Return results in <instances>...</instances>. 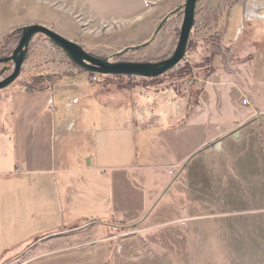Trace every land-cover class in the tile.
<instances>
[{"label": "rangeland", "instance_id": "1", "mask_svg": "<svg viewBox=\"0 0 264 264\" xmlns=\"http://www.w3.org/2000/svg\"><path fill=\"white\" fill-rule=\"evenodd\" d=\"M185 1L0 0V53L6 54L0 59L12 55L22 27L41 24L78 43L92 56L112 62L162 61L178 44ZM229 6V37L233 38L227 42L225 36L217 37L218 43H256L258 35L260 46L264 45V0H199L185 58L155 78L88 72L43 34L33 38L14 83H22L23 77L33 73L53 70L68 75L65 85L126 88L136 95L138 120L144 113L155 115L157 126H151L150 120H139L140 127L146 122V134L155 132V140L147 141L146 136L143 146V131L138 129V150L145 149L152 155L149 168L136 175H123L119 183L109 172L85 173L79 202L72 204L66 202L63 190L56 192L54 210L34 224L33 232L60 226L52 219L59 218L62 209L76 214L81 225L49 237L36 235L38 239L31 248L36 245L39 250L28 248L8 264H101L99 247L108 243L110 253L104 264H264V138L249 134L241 140L233 139L247 123L222 129L225 122L216 118L201 97L210 76L206 62L220 26L217 23L226 20ZM227 46L231 51L221 50L226 55L223 61L230 59L235 64L239 51L233 50L232 44ZM212 67L215 70L213 62ZM13 68V62L0 64V79L11 74ZM52 99L54 107L59 106L57 98ZM239 104L244 106L242 99ZM238 115L235 111V117ZM193 117L201 123L196 125L195 136L197 139L199 131L201 140L197 152L177 165L159 166L153 153L180 156L187 143L180 142L181 138L170 143L157 133L175 130ZM227 136L233 140L225 141ZM220 139L222 147L216 149ZM169 140L172 142V138ZM152 195L154 199L139 222L113 223L112 228L105 224L116 222L126 212L124 206L129 203L120 206L119 200L130 196V202H141ZM84 218L90 220L82 223ZM80 232L84 233L80 238L59 239Z\"/></svg>", "mask_w": 264, "mask_h": 264}, {"label": "crops", "instance_id": "2", "mask_svg": "<svg viewBox=\"0 0 264 264\" xmlns=\"http://www.w3.org/2000/svg\"><path fill=\"white\" fill-rule=\"evenodd\" d=\"M257 28L256 25V31ZM255 36L256 43H231L232 49L239 51L235 54L239 56L235 64L230 59L228 62L221 57L213 59L215 72L205 81L201 95L202 103L225 122L222 129L231 130L247 123L233 139L240 137L241 140L249 134L264 138V45L260 46V37ZM47 65L51 67L49 62ZM52 71L33 73L23 77L22 83H12L0 90V264H8L28 248L32 252L39 250L36 245L31 248L37 236L49 237L81 225L76 214L62 209L61 216L52 219L60 226L33 232L34 224L51 215L59 190L65 192L68 204L79 202L83 174L109 172L113 181L119 183L121 176L136 175L150 167L152 155L145 149L138 150L136 143L138 129L143 131L140 137L143 146L146 136L147 141L155 140V132L146 134V122L140 127L139 120H150L151 126L156 127L153 121L156 116L146 112L147 115L144 113L138 120L135 94L120 87L91 89L89 86L78 88L77 83L65 85L68 75ZM30 86L33 89H29ZM52 97L59 103L55 111L49 103ZM241 99L242 103L247 99L250 104L242 106ZM52 100L54 106L55 99ZM235 111L239 113L237 117ZM198 120L193 117L175 130L157 133L159 137L166 136L170 143H177L178 138L187 143L186 151L180 156L153 153L159 166L177 165L197 152L201 144L199 131L197 139L195 136L196 125H201ZM233 139L227 136L224 140ZM127 197L117 203L122 206L128 202L129 205L124 206L126 212L116 222L105 223L109 228L115 223L139 222L154 199L152 195L141 202L134 199L130 202L132 197ZM88 220L84 218L82 223ZM83 234L59 239L80 238ZM108 246L99 247L101 264L110 253Z\"/></svg>", "mask_w": 264, "mask_h": 264}, {"label": "water", "instance_id": "3", "mask_svg": "<svg viewBox=\"0 0 264 264\" xmlns=\"http://www.w3.org/2000/svg\"><path fill=\"white\" fill-rule=\"evenodd\" d=\"M199 0H186L184 6V19L181 27L179 41L173 54L158 62H112L108 58L92 56L81 45L73 42L58 32L41 24H30L21 28V38L12 55L0 59V64L13 62L14 68L11 74L0 79V90L8 87L19 78L23 65L28 55L29 44L33 38L39 34L46 36L52 44L59 47L76 65L84 68L88 72L101 75L117 76H139L148 78L159 77L173 68L177 67L185 58L191 32L195 25V12ZM160 27L157 29L159 31ZM4 70L1 71V75ZM238 132V131H237ZM222 139L215 143V148L222 147Z\"/></svg>", "mask_w": 264, "mask_h": 264}, {"label": "trees", "instance_id": "4", "mask_svg": "<svg viewBox=\"0 0 264 264\" xmlns=\"http://www.w3.org/2000/svg\"><path fill=\"white\" fill-rule=\"evenodd\" d=\"M230 8H231V6H229L227 9H225V10H227L226 13H225V15H224L226 17V20L225 21H221L220 23H217L218 26L219 25L220 26L218 28V31H216V38L214 40V43H211V45H212L211 48H213V49L212 50L210 49L211 50L210 51V56L208 57V61L206 62V65H207V70L206 71H208V74L209 75L212 74L213 72H215V70L212 67V61H213V59L215 57H221L222 59H225V56L226 55H225L224 51H221V50H223V48H225L226 53H227V50H228V52L231 51L230 46L225 47L226 44H231V43H218V41H217L218 40L217 37H222V36H225L227 42H231L232 41V38L233 37L232 36L229 37L230 36L229 35V28H230V26L228 24L229 21H230V18H229V15H228V13H229V10L228 9H230ZM228 18H229V20H228ZM240 25L241 24L239 23L238 27ZM238 27H237L236 31L238 30ZM17 30H20V29H17ZM236 31H235L234 35L236 34ZM188 46H189V44H188ZM3 54L6 55L5 53H2V52L0 53V55H3ZM6 57H8V56H6ZM110 76L117 77V75H110ZM129 77H134V76H129ZM29 89H33V87L30 86ZM122 224H125V223H122Z\"/></svg>", "mask_w": 264, "mask_h": 264}, {"label": "built area", "instance_id": "5", "mask_svg": "<svg viewBox=\"0 0 264 264\" xmlns=\"http://www.w3.org/2000/svg\"><path fill=\"white\" fill-rule=\"evenodd\" d=\"M49 103H50V105H51L52 110L55 111L54 106H53V100L51 99V100L49 101ZM243 104H244V105H248V104H250V102H249L247 99H244V100H243Z\"/></svg>", "mask_w": 264, "mask_h": 264}]
</instances>
